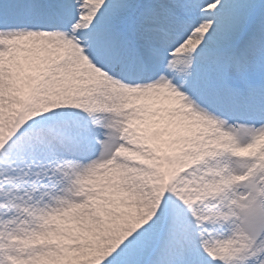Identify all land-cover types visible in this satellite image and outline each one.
<instances>
[{"label":"snow or ice","instance_id":"obj_1","mask_svg":"<svg viewBox=\"0 0 264 264\" xmlns=\"http://www.w3.org/2000/svg\"><path fill=\"white\" fill-rule=\"evenodd\" d=\"M0 264H264V0H0Z\"/></svg>","mask_w":264,"mask_h":264}]
</instances>
